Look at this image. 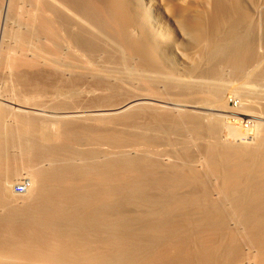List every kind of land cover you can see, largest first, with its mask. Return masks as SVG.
I'll return each instance as SVG.
<instances>
[{"label": "bare ground", "instance_id": "6f19581e", "mask_svg": "<svg viewBox=\"0 0 264 264\" xmlns=\"http://www.w3.org/2000/svg\"><path fill=\"white\" fill-rule=\"evenodd\" d=\"M259 58L264 0H0V264H264V116L216 136ZM181 128L201 169L153 150Z\"/></svg>", "mask_w": 264, "mask_h": 264}, {"label": "rangeland", "instance_id": "374dc122", "mask_svg": "<svg viewBox=\"0 0 264 264\" xmlns=\"http://www.w3.org/2000/svg\"><path fill=\"white\" fill-rule=\"evenodd\" d=\"M254 16V15H253ZM255 18L257 17L256 15L254 16ZM260 59V58H259ZM261 60V61H260ZM259 61H258V59H257V61L253 64V67L254 68H257L260 64H262V63H264V58H261ZM224 75H222V77H220V78H218L219 79V81L220 82H224V80H225V86H224V93H223V95H222V102L224 103V105L226 104V106H229V107H235V106H233L232 105V103H234V102H237L238 100H242V102L243 103H247L246 105H245V107L246 108H244V107H242V108H239L238 110H231V111H228V112H226V113H223V114H227L228 116H229V118L227 119H224L225 121H227L228 123H226L224 120V122L223 123H225V124H222L221 126H223V127H220L219 128V132H217V134L218 135H216L217 136V138H218V140L219 141H221L223 144H224V142H225V145H227V144H229V142H230V144L231 145H233L234 143L233 142H235V144L236 143H238V144H241V145H247L248 144V146H250L249 145V143L251 144V142L253 141V138H249V136L250 135H252L253 134V124H251V122L249 121V120H254V119H256V118H254V117H252V116H255V115H257V114H260L261 116H264V109L260 106V104H259V101L257 100V96H254V95H250V96H248V95H246V96H244L243 95V93H242V91H241V86H244L245 84H244V82H248V83H250V81H248V79H247V81H245L246 79H244L245 77H233V76H231L230 74H229V70L228 69H224ZM228 73V74H227ZM230 76V77H229ZM222 78V79H221ZM224 78V79H223ZM264 73H263V75H262V78H261V80H258L257 82H255V81H253V82H255V84L253 83V85L254 86H257L256 88H258V87H260L261 85V87H263L264 88ZM218 79H217V81H218ZM222 80V81H221ZM261 81V82H260ZM248 83H246V84H248ZM261 83V84H260ZM89 84V83H88ZM91 84V83H90ZM89 84V85H90ZM242 84H244V85H242ZM257 84V85H256ZM259 85V86H258ZM201 96V94H199V97L198 98H196L197 96H195V98H196V100H200V98H202V97H200ZM203 96V95H202ZM225 99V100H224ZM199 103H202V105H204V104H206V106H209L211 103H203V101H200ZM199 103H197V104H199ZM238 103H239V101H238ZM200 105V104H199ZM222 115V114H221ZM234 117H238V118H242L243 119V121H241V123L240 122H238L239 124H231V123H233L231 120L234 118ZM203 118L205 119V122H206V120L208 121V119L209 118H207L206 116H203ZM203 119V120H204ZM249 121L248 123L247 122H245V121ZM247 124H249V127L248 128H245L246 126L245 125H247ZM233 125H237L238 127H239V133L237 134V135H228L227 134V131H226V126H232L233 127ZM163 127H165L166 125H162ZM182 128H184V127H182ZM179 129V130H177L176 132H175V130H173V132H171V131H169L168 132V135L165 137L164 135L162 136V138H161V136L159 137V138H154L155 140H158V141H154V144H156L155 146H154V144H153V146H154V149L153 150H155V153L157 152L158 154H165L166 156H168L170 159H172L173 157H170L172 154H173V156H176V155H174V154H176L175 152H180L182 149L183 150H185L186 149V152H188V149H189V152H188V154H189V156H190V159H192L193 157L195 158V160H194V158H193V160L197 163H195V165H196V167L198 168V169H201V167H202V165H204V156L205 155H203V154H205V152H203V146L204 145H206L208 142H207V140L208 141H210V138L209 139H207V137H201L200 135V137H201V140L198 138V140H194V141H190V144H183V143H185V142H188L189 140H190V137L192 138V134H190V133H188V132H190V131H186V129L185 130H183V129ZM263 129H264V126H263ZM183 130V131H182ZM188 130V129H187ZM222 130V131H221ZM180 132V133H179ZM184 132V133H183ZM226 132V133H225ZM186 133V134H185ZM169 134H171V135H169ZM174 134H176V135H173ZM166 135V134H165ZM183 135V136H182ZM227 135V136H226ZM169 136H171L170 138H169ZM172 136H173V138H174V140L172 139ZM176 136H177V138H176ZM180 136V137H179ZM185 136H188V137H185ZM195 136H193V138H194ZM196 138H197V136H196ZM203 138V139H202ZM165 139V141L164 142H162L163 140ZM169 139V140H168ZM172 139V140H171ZM184 139V140H183ZM187 139H189V140H187ZM204 139H206V141L204 140ZM162 140V141H161ZM178 140V141H177ZM182 140V141H181ZM186 140V141H185ZM193 140V139H192ZM243 140V141H242ZM88 140H86L85 142L84 141H82L84 144V148H88V146H89V148L88 149H93V148H95V146L96 145H94V144H90V141H88ZM168 141H170V142H168ZM172 141H174V142H172ZM204 141V142H203ZM250 141V142H249ZM157 142V143H156ZM194 142V143H193ZM203 142V143H202ZM226 142H227V144H226ZM242 142V143H241ZM85 143H86V145H85ZM170 143V144H169ZM172 143V144H171ZM177 143H178V145H177ZM189 143V142H188ZM183 145H185L184 147H183ZM187 145V146H186ZM191 145V146H190ZM199 145V146H198ZM201 145H202V148H201ZM102 146H104V145H102ZM102 146H99L98 145V148L97 149H101L102 150ZM152 146V147H153ZM161 148H160V147ZM83 147V146H82ZM107 147L108 146H104V151H106V149H107ZM165 147V148H164ZM176 147V148H175ZM190 147V148H189ZM195 147V148H194ZM159 148V149H158ZM193 148V149H192ZM251 148V147H250ZM157 149V150H156ZM169 149V150H168ZM175 149H177L176 151H175ZM198 149V150H197ZM108 150V149H107ZM165 150V151H164ZM174 150V151H173ZM178 150H180V151H178ZM202 150V151H201ZM103 151V150H102ZM172 152V153H171ZM192 152V153H191ZM201 152H203L202 154H201ZM171 153V154H170ZM177 153V154H178ZM170 154V155H169ZM192 154V155H191ZM200 154V155H199ZM157 154H155V156H156ZM159 155V156H160ZM193 155H195V156H193ZM203 155V156H202ZM158 155L156 156V159H157V157H159ZM161 156H163V155H161ZM160 156V157H161ZM189 156H188V158H189ZM191 156H192V158H191ZM59 157H60V155H59ZM58 157V155H57V158H59ZM62 157V156H61ZM203 157V158H202ZM60 159V158H59ZM160 158H158L157 160H159ZM160 161V160H159ZM202 162H203V164H202ZM201 164V165H200ZM201 166V167H200ZM26 176H25V174H16V176L13 178V182H12V184H10V187H9V189H10V191H11V193L13 194V195H16L15 197L17 198V204L18 205H21L22 204V198H20V196L21 195H23L24 193L23 192H21V193H19V192H17L16 190H15V188H14V185L16 184V183H18V182H20L23 178H25ZM27 178V177H26ZM25 178V179H26ZM17 179V180H16ZM16 180V181H15ZM210 182H212V183H210ZM214 183V181L213 180H211L210 181V179H209V184L211 185L212 184V186L214 185L213 184ZM214 187V186H213ZM19 195V196H18ZM20 199V200H19ZM19 202V203H18Z\"/></svg>", "mask_w": 264, "mask_h": 264}, {"label": "built area", "instance_id": "2783aa9c", "mask_svg": "<svg viewBox=\"0 0 264 264\" xmlns=\"http://www.w3.org/2000/svg\"><path fill=\"white\" fill-rule=\"evenodd\" d=\"M26 187V183L22 180L14 185L17 192H22Z\"/></svg>", "mask_w": 264, "mask_h": 264}]
</instances>
